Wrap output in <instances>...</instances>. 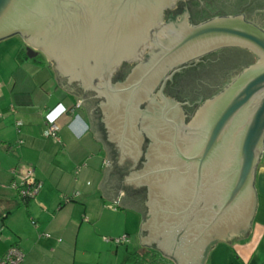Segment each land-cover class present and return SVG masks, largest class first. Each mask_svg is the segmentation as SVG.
Wrapping results in <instances>:
<instances>
[{
	"label": "water",
	"instance_id": "water-1",
	"mask_svg": "<svg viewBox=\"0 0 264 264\" xmlns=\"http://www.w3.org/2000/svg\"><path fill=\"white\" fill-rule=\"evenodd\" d=\"M171 2L0 0V40L21 35L29 43L28 57L39 49L56 62L59 77L81 80L85 88L90 84L97 89L100 85L92 82L90 59L94 63L100 58L112 62L133 55L148 40L150 30L160 24V10ZM77 24L85 26L86 35L63 40ZM184 31L160 41L162 50L150 70L208 38L245 45L260 54L223 95L211 121L194 120L185 125L166 116L153 131L148 128L152 139L144 167L124 174L129 184L148 188L149 211L146 219L141 214L139 242L152 246L174 264H202L216 242H229L247 233L255 213L254 181L264 140V31L229 18L213 19ZM113 101V97L108 100L110 112L115 109ZM131 110L133 114L136 109ZM170 116L173 118L172 112ZM135 120V114L130 116V123L135 125ZM90 129H94L91 121ZM94 135L101 141L95 131ZM139 143L134 140L137 151ZM107 159L103 183L98 185L104 194L103 184L111 172L108 155ZM113 178L107 186L113 185L118 194ZM109 194L115 195L112 191Z\"/></svg>",
	"mask_w": 264,
	"mask_h": 264
},
{
	"label": "crops",
	"instance_id": "crops-1",
	"mask_svg": "<svg viewBox=\"0 0 264 264\" xmlns=\"http://www.w3.org/2000/svg\"><path fill=\"white\" fill-rule=\"evenodd\" d=\"M16 61L26 69L18 66L10 85L0 83V233L10 231L0 234V255L8 245L15 244L23 251L25 264H88L81 256L85 251L75 248V238L83 226L87 229L88 223L97 222L117 200V210L132 211L138 219L140 248L134 250L152 247L139 242L141 213L130 208L132 202L128 203L122 190L117 194L113 185L107 186L112 172L103 184L106 194L98 187L103 183L107 154L94 129H90L85 108L74 106L79 103V94L60 85H64L65 77L60 78L45 59ZM59 104L67 111L56 120V140L44 136L43 130L48 122L45 115ZM77 116L88 124L86 135L80 139L69 127ZM261 160L255 173L257 203L250 230L229 242H216L202 264H264V158ZM26 164L34 167L42 187L35 198L24 201L11 184ZM74 191L79 195L65 202L63 194ZM18 219L38 225L31 228L28 223L27 234L19 230ZM41 231L49 236L41 237Z\"/></svg>",
	"mask_w": 264,
	"mask_h": 264
},
{
	"label": "flooded vegetation",
	"instance_id": "flooded-vegetation-1",
	"mask_svg": "<svg viewBox=\"0 0 264 264\" xmlns=\"http://www.w3.org/2000/svg\"><path fill=\"white\" fill-rule=\"evenodd\" d=\"M218 18L241 19L264 31V0H173L160 10V24L150 30L148 40L140 44L133 55L112 62L100 58L94 63L90 59L89 70L94 71L92 82L100 85L97 89L90 84L85 88L81 80L60 77L65 87L79 94V104L74 106L85 108L101 139L110 160L114 185L123 191L125 199L132 202L144 219L149 211L148 188L129 184L124 174L144 167L152 139L147 129L152 127L153 131L166 116L180 119L185 125L194 120L211 121L223 95L260 58L258 52L245 45L208 38L183 48L175 55L176 61L150 70L162 50L160 41ZM86 31L83 24H77L71 35L63 37L66 39L62 36L58 39L72 41L85 36ZM98 34L96 30V37ZM19 36L23 42L21 49L27 54L28 41ZM34 52L30 58L45 59L59 73L54 60H49L39 49ZM110 97L114 99L112 112L108 109ZM209 101L212 102L208 104ZM131 109H136L133 114ZM134 114L135 125L129 121ZM134 140L140 141L138 151ZM263 155L264 140L261 157Z\"/></svg>",
	"mask_w": 264,
	"mask_h": 264
},
{
	"label": "rangeland",
	"instance_id": "rangeland-1",
	"mask_svg": "<svg viewBox=\"0 0 264 264\" xmlns=\"http://www.w3.org/2000/svg\"><path fill=\"white\" fill-rule=\"evenodd\" d=\"M22 46L23 42L18 34L0 40V83L10 85L17 67L26 69L25 65H19L16 61V55ZM263 158L264 155L261 161H263ZM110 204L112 207L107 208L97 222L88 223L87 229L83 226V229L75 238V248L85 251L81 256L82 260L88 262V264H129L126 260L127 251L131 252L136 248H140L136 234L137 217L133 216L132 211L117 210L115 203L111 202ZM18 223L19 230L27 234L30 232L28 223L31 228L38 225L29 219L21 221L18 219ZM125 232L127 235L124 234ZM6 233L10 234V231L3 230L0 234L3 236ZM43 233V231L40 232L41 237H45ZM122 235H126L127 238L119 244L106 240V238L113 239ZM77 256H79V253Z\"/></svg>",
	"mask_w": 264,
	"mask_h": 264
},
{
	"label": "built area",
	"instance_id": "built-area-1",
	"mask_svg": "<svg viewBox=\"0 0 264 264\" xmlns=\"http://www.w3.org/2000/svg\"><path fill=\"white\" fill-rule=\"evenodd\" d=\"M18 125L20 122L17 123ZM59 124L55 121L54 123L47 122L46 128L43 130V135L46 137H52L59 140L58 136ZM47 133V134H45ZM12 187L16 190V193L24 199H33L42 187V182L35 177L34 167L32 165H23L21 175L18 179L12 182ZM79 195V191L73 193L63 194L65 202L71 201ZM114 203H118V200ZM45 236H49L48 233H44ZM127 236L122 235L121 237L107 239V241L119 244L126 240ZM0 264H25L24 253L15 244H10L6 247L4 252L0 255Z\"/></svg>",
	"mask_w": 264,
	"mask_h": 264
},
{
	"label": "trees",
	"instance_id": "trees-1",
	"mask_svg": "<svg viewBox=\"0 0 264 264\" xmlns=\"http://www.w3.org/2000/svg\"><path fill=\"white\" fill-rule=\"evenodd\" d=\"M16 58L20 61H23L28 58L27 54L21 49ZM32 60H36L34 57ZM24 201L29 199H24ZM126 260L129 264H173V262L163 256L158 250L153 247H145L143 250H134L127 252Z\"/></svg>",
	"mask_w": 264,
	"mask_h": 264
},
{
	"label": "clouds",
	"instance_id": "clouds-1",
	"mask_svg": "<svg viewBox=\"0 0 264 264\" xmlns=\"http://www.w3.org/2000/svg\"><path fill=\"white\" fill-rule=\"evenodd\" d=\"M65 111H67L66 107L63 104H59L56 108L51 111V113L46 114L45 118L48 120L49 123H54L57 118L62 115ZM42 115L44 114L42 113ZM69 127L70 130L76 135L77 139H80L85 136L88 131L87 122L80 116H77L69 125Z\"/></svg>",
	"mask_w": 264,
	"mask_h": 264
}]
</instances>
